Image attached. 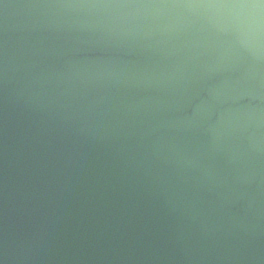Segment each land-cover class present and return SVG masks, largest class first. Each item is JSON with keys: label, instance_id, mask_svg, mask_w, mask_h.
<instances>
[{"label": "water", "instance_id": "obj_1", "mask_svg": "<svg viewBox=\"0 0 264 264\" xmlns=\"http://www.w3.org/2000/svg\"><path fill=\"white\" fill-rule=\"evenodd\" d=\"M0 264H264V0H0Z\"/></svg>", "mask_w": 264, "mask_h": 264}, {"label": "clouds", "instance_id": "obj_2", "mask_svg": "<svg viewBox=\"0 0 264 264\" xmlns=\"http://www.w3.org/2000/svg\"><path fill=\"white\" fill-rule=\"evenodd\" d=\"M252 7H257L256 5H253Z\"/></svg>", "mask_w": 264, "mask_h": 264}]
</instances>
